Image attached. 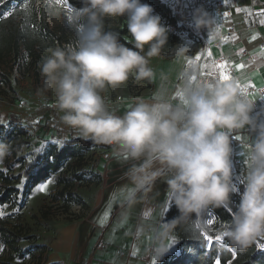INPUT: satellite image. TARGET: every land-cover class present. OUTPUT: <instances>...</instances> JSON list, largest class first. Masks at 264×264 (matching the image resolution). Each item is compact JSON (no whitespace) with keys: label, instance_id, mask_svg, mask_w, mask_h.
<instances>
[{"label":"clouds","instance_id":"clouds-1","mask_svg":"<svg viewBox=\"0 0 264 264\" xmlns=\"http://www.w3.org/2000/svg\"><path fill=\"white\" fill-rule=\"evenodd\" d=\"M82 5H72L67 17L73 42L45 49L38 94L54 96L61 123L77 138L115 146L120 158L131 162L124 174L129 183L116 194L122 206L135 208L157 181L167 183L163 206L142 211L135 228L137 239L150 236V264L170 253L181 224L202 221L210 209L231 213L220 229L227 247L247 251L264 240V120L259 113L253 115L255 101L235 78H200L193 62L178 74L179 84L169 87V77L162 72L149 98L137 97L117 115L102 93L130 78L155 82L151 60L161 56L169 29L142 0H82ZM120 17H126L133 47L106 26L107 19ZM193 23L196 30L207 28L210 33L216 19L200 7ZM191 49L176 44L168 55L181 63ZM246 129L255 137L244 143L248 171L240 192L233 180L232 141ZM11 155V145L0 142V166ZM233 193L240 194L234 211ZM171 207L178 214L166 219Z\"/></svg>","mask_w":264,"mask_h":264},{"label":"rangeland","instance_id":"rangeland-1","mask_svg":"<svg viewBox=\"0 0 264 264\" xmlns=\"http://www.w3.org/2000/svg\"><path fill=\"white\" fill-rule=\"evenodd\" d=\"M8 1H10V5L6 9L5 16H9V12L18 14V18H13V23L10 22V26L14 28L23 19L26 22L29 15L35 16L31 29L34 37H40L43 40V46L37 48L40 49L39 53L34 50L31 54L25 43L21 42L18 48L15 47L9 52L4 51L0 57V123L8 124L10 115L18 113L16 105L22 100H26L28 103V107L22 111V115L25 122L29 123L27 134L20 135L11 142L12 155L0 166V170L11 177L19 190L10 202L0 205V213H3L0 215V225L9 230L7 239H13V241L16 239L11 247L0 234V261H3V264H51L49 263L50 244L55 237L59 223L81 218L95 201L101 182L103 156L106 148L93 145L80 159L68 160L60 172L53 174L48 179L52 183L49 184L46 192L36 190L40 183L27 195L23 193L25 184L23 172L29 162L34 160L35 153L45 152L50 143L62 146L67 140L76 137L70 129L61 123L60 113L54 107V96L51 93L38 94V89L42 87L43 78L40 65L42 58L46 55L45 49L72 43L74 33L67 21L71 9L68 0H62L61 3H57V0ZM22 11L27 16L21 15ZM154 14L159 15L162 23L169 29L166 46L170 44L172 46L176 44L190 45L192 49L187 55L186 67L194 62L198 67L200 78L212 79L209 73L216 67L212 66L209 61L212 59L213 53L211 49L206 50L189 28L182 24L180 13L177 10L172 11V14L177 15L180 19L182 26L181 28L180 26L176 27V32H172V25L168 24L164 16L156 12ZM107 21L115 24L118 31L126 29L127 32L124 33V36L131 42L126 28V17L107 19ZM229 35L226 42L231 43L235 40V34ZM209 51L212 53L211 57L207 55ZM167 52L168 47L165 49V53ZM197 56H201V59L197 60ZM231 74L228 71L230 78ZM5 79L10 81L12 86L9 87ZM142 86L145 87L146 84L130 78L118 89L108 88L102 95L109 108L114 110L123 104V99L139 95ZM48 118L52 119L50 127L44 135L38 136L35 131L37 125L46 123ZM54 126H57L58 132L53 131ZM232 144L236 153L233 156V180L241 192L242 181L247 173L244 160L241 158L240 145L236 146L234 141ZM61 179L63 182L59 185L58 181ZM213 229L215 236L221 234L217 227ZM260 243L264 246V240H260Z\"/></svg>","mask_w":264,"mask_h":264},{"label":"crops","instance_id":"crops-1","mask_svg":"<svg viewBox=\"0 0 264 264\" xmlns=\"http://www.w3.org/2000/svg\"><path fill=\"white\" fill-rule=\"evenodd\" d=\"M260 12H264V9L254 7L251 0H241V6L236 9L230 23L231 30L223 40L222 46L212 50L213 57L209 61L212 66L226 62L228 71L232 73L230 79L235 78L241 88L248 85L264 86V52H262L264 23H261L264 17L258 15ZM218 33V28H213L210 38H215ZM229 34H232L231 36L235 34V40L231 43L226 42ZM253 35L256 36L255 40L252 39ZM219 53L224 55V60L217 64L215 58ZM187 62L188 58L181 63H175L172 58L163 55L153 58L151 66L157 73L153 86H142L139 95L123 99V104L113 111L117 115H122L137 97L149 98L160 84L162 72L169 77V87L179 84L181 81L178 74L186 69ZM241 63L245 65L244 69L237 67ZM231 67L234 69L233 72L230 70ZM248 96L253 100L257 94L248 92ZM17 114L22 115V113ZM260 119L264 120V112L260 113ZM240 136L241 139L234 138L233 141L236 146L240 145L241 158L244 160L247 173L244 143L245 140L251 143L255 133L246 129L240 133ZM108 150L111 156L103 161L101 182L95 201L81 218L59 223L50 244L49 263L85 264L89 259V264H144V257L150 246V236L140 239L135 236L139 214L142 211L159 210L166 200L168 185L163 180L157 181L155 188L135 208L127 209L126 206H122L116 194L129 183L124 174L131 162L121 159L115 146L109 145ZM100 238L104 239V246L95 249ZM177 244L176 236L169 254L177 252Z\"/></svg>","mask_w":264,"mask_h":264},{"label":"trees","instance_id":"trees-1","mask_svg":"<svg viewBox=\"0 0 264 264\" xmlns=\"http://www.w3.org/2000/svg\"><path fill=\"white\" fill-rule=\"evenodd\" d=\"M0 57L2 53L9 52L15 47L18 48L21 42L25 43L27 49L31 51L36 50L40 51V48L43 46V40L40 37H34L32 32V22L34 21L33 15H29L25 22L21 20L16 27H11L10 22L13 23V18H18V14L5 16L6 9L10 5V1L0 0ZM69 3L76 7H82V0H68ZM143 3L151 5L154 9V12L164 16L169 25L175 27H182L180 24V19L175 14H172V11H175L173 0H142ZM175 13V12H174ZM21 15L27 16L24 11L20 12ZM15 16V17H13ZM9 23V26H8ZM106 26L110 27L111 30L119 32L120 39L122 43H125L128 47H133L132 43L124 36V33L127 32L126 29L118 31V27L115 24L105 21ZM107 30V29H106ZM172 47L170 44L166 48ZM165 49L162 54L165 57L171 58L168 55V52L165 53ZM6 84L10 87L12 86L11 82L5 79ZM148 87L153 86V82L142 81ZM52 122L51 118H48L46 123L38 124L36 127V133L38 136H42L47 132V129L50 127ZM29 126L28 122H25L23 116L20 114H11L8 124L0 123V142L6 144H11V142L20 135H25L28 132L27 127ZM54 132H58L59 129L57 126L53 127ZM94 144L91 141H85L83 139L72 137L67 140L62 146H58L55 143H50L48 148L43 153H35L34 160L30 161L23 174L25 177L24 184V194L30 193L37 185L48 180L53 174L58 173L62 170L64 164L71 159H80L85 155L87 151L91 149ZM106 148V151L109 149V145H100ZM62 179L58 181L60 185ZM18 187H16L11 180V177L5 173L3 170H0V205L10 202L13 197L18 193ZM243 191V188H242ZM241 191V192H242ZM64 197V195H63ZM233 201V211L235 210V205L240 201V194L233 193L231 197ZM210 211H213L217 217V223L215 227L221 229L231 220V213L223 208L208 210V212L203 217L201 221L204 223ZM178 214L175 207H171L167 211L166 219H171ZM8 229H5L0 225V234L3 236L5 242L9 246H13V239L9 238ZM217 231V230H216ZM211 234L214 235V229L210 230ZM201 228L198 226V221L193 219L188 223L181 224L176 229V236L178 239L177 252L168 254L163 258L158 264H215L216 259H220L222 264H264V246L260 243L254 244L247 251H240L236 248L227 247V240H222L218 242H212L208 245L207 241L203 240ZM4 262L0 261V264Z\"/></svg>","mask_w":264,"mask_h":264},{"label":"built area","instance_id":"built-area-1","mask_svg":"<svg viewBox=\"0 0 264 264\" xmlns=\"http://www.w3.org/2000/svg\"><path fill=\"white\" fill-rule=\"evenodd\" d=\"M175 9L180 13L182 19V24L186 25L193 36L200 41L206 50L211 49L214 50L213 47L217 48L222 45L223 40L227 37L228 32L231 30L230 23L234 18V13L236 9L240 8L241 0H173ZM251 4L256 7L257 9H264V0H251ZM202 7L205 11H207L210 16L216 19V23L213 25V28H218V35L215 38H210V33L207 28L196 30L194 23H193V15L194 11L197 8ZM227 13V15H225ZM172 32H176V27L171 26ZM264 46V42L262 43ZM216 63H220L224 60V55L219 53L218 56L215 58ZM190 67V66H189ZM189 67H186L189 68ZM231 72L234 69L230 68ZM211 75L212 80L219 79V70L216 68L215 70L209 73ZM248 92L257 94V97L253 99L255 101V108L253 115L257 113L264 112V86L260 87H250L248 88ZM18 113H22L28 107V103L26 100L20 101L17 105ZM111 153L110 151H106L104 154V159L110 158ZM212 220L213 223L209 224L208 221ZM217 223L216 214L213 211H210L207 218L205 219L204 223L198 221V226L201 228L202 232L207 231L209 235L215 237V235L211 234L210 230H212ZM212 242H218L213 240ZM211 242V243H212ZM258 243V242H257ZM208 245L209 242H208ZM259 247L261 245L258 243ZM104 246V239L100 238L96 243L95 249H101ZM90 260L88 259L85 264H89ZM144 264H150L148 253L144 257Z\"/></svg>","mask_w":264,"mask_h":264},{"label":"snow or ice","instance_id":"snow-or-ice-1","mask_svg":"<svg viewBox=\"0 0 264 264\" xmlns=\"http://www.w3.org/2000/svg\"><path fill=\"white\" fill-rule=\"evenodd\" d=\"M61 2H62V0H57V3H61ZM225 2H226V0H225ZM8 15H12V13L9 12ZM225 15H227V13H225ZM258 15H260L261 17H264V12H260V13H258ZM261 23H264V19H261ZM252 39L255 40L256 39V36L253 35L252 36ZM262 52H264V50H262ZM207 55L209 57H211L212 56V53L209 51L207 53ZM196 59L197 60H200L201 59V56H197ZM189 63H191V61H189ZM213 66L219 69V79H221V80H228V79H230V76L228 75V66H227V63L226 62L225 63H220L218 65H213ZM237 67L239 69H244L245 65L243 63H241V64L237 65ZM193 79H195V77H193ZM250 87H254V85H248V86L242 88L243 92L246 95H248V88H250ZM237 139H241V137H237ZM50 183H52L51 180H48L45 183H41L36 190L37 191H40V192H46ZM0 215H3V213H0ZM208 223L209 224H212L213 221L212 220H209ZM202 236H203V240L209 242V244H211V242L213 240L222 241L224 239V237L222 235H216L215 237H213L212 235H209L207 231L203 232L202 233ZM174 243H175V240L169 245L170 248L173 247V244ZM215 264H222V262H221L220 259H216L215 260ZM229 264H231V261H229Z\"/></svg>","mask_w":264,"mask_h":264}]
</instances>
